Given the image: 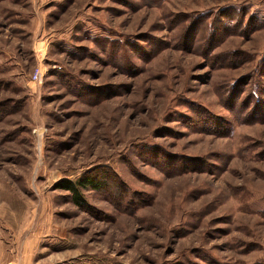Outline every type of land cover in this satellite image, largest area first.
<instances>
[{"label": "rangeland", "instance_id": "obj_1", "mask_svg": "<svg viewBox=\"0 0 264 264\" xmlns=\"http://www.w3.org/2000/svg\"><path fill=\"white\" fill-rule=\"evenodd\" d=\"M0 264H264V0H0Z\"/></svg>", "mask_w": 264, "mask_h": 264}, {"label": "trees", "instance_id": "obj_2", "mask_svg": "<svg viewBox=\"0 0 264 264\" xmlns=\"http://www.w3.org/2000/svg\"><path fill=\"white\" fill-rule=\"evenodd\" d=\"M206 127H214L213 123L208 118L204 119ZM96 176L88 175L82 176L78 180H61L57 183V187L69 191L72 195L73 200L79 205L87 204L82 189L91 187L93 189H101L104 186V181L101 182Z\"/></svg>", "mask_w": 264, "mask_h": 264}, {"label": "built area", "instance_id": "obj_3", "mask_svg": "<svg viewBox=\"0 0 264 264\" xmlns=\"http://www.w3.org/2000/svg\"><path fill=\"white\" fill-rule=\"evenodd\" d=\"M39 76H40V70L37 69L34 74H33V79L34 80H38L39 79Z\"/></svg>", "mask_w": 264, "mask_h": 264}]
</instances>
